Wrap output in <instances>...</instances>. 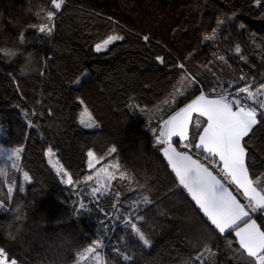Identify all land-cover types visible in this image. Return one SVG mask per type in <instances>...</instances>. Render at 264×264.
<instances>
[{
  "label": "trees",
  "instance_id": "1",
  "mask_svg": "<svg viewBox=\"0 0 264 264\" xmlns=\"http://www.w3.org/2000/svg\"><path fill=\"white\" fill-rule=\"evenodd\" d=\"M48 11L57 13L51 36L38 31ZM113 33L124 40L95 51ZM9 46L21 54L12 64L0 57V143L23 150L7 177L16 183L12 206L23 201L20 218L0 210V247L10 257L19 264H73L99 240L109 264H198L194 257L205 245L215 253L205 254L206 264H252L234 231L215 230L179 185L157 140L168 114L201 89L255 90L264 82V0L259 7L254 0H65L60 9L51 0H0V47ZM28 55L34 63L22 75ZM83 106L98 128L80 123ZM194 134L190 129V139ZM249 143L250 175L264 184V127ZM48 148L78 183L60 180ZM90 149L109 153L100 164L115 160L123 174L95 196L83 180L92 171ZM190 153L212 163L194 146ZM22 170L31 176L26 185ZM6 186L0 183V190ZM145 196L153 203H144ZM0 198L7 205L6 192ZM252 217L264 229V214ZM132 222L150 236L151 247L137 239ZM117 248L133 260L124 261Z\"/></svg>",
  "mask_w": 264,
  "mask_h": 264
},
{
  "label": "snow or ice",
  "instance_id": "2",
  "mask_svg": "<svg viewBox=\"0 0 264 264\" xmlns=\"http://www.w3.org/2000/svg\"><path fill=\"white\" fill-rule=\"evenodd\" d=\"M51 3L55 9H60L65 0H51ZM254 3L259 7L262 5V0H254ZM56 14L55 11L47 12L48 23L38 28L40 33L52 35ZM240 27L244 28L245 26L241 24ZM211 38L205 37V39ZM142 39L147 42L150 37L144 35ZM117 40H124V36H109L102 44L95 45V51L100 52ZM19 41L24 43V32L20 33ZM2 48L0 47V49ZM235 51L240 53L241 49L237 46ZM157 59L161 64L164 63L163 57H157ZM180 67L183 68L184 65L181 64ZM43 74L41 72V75ZM12 79L15 82V77ZM190 79L192 83H196L194 77ZM240 79L243 80L244 77L241 76ZM79 82V80L76 81V83ZM16 86L19 87L18 84ZM241 94L246 95L242 96ZM262 121H264V82L260 83L255 90H251V86H244L232 92L220 87L219 90L213 88L206 94L201 89L200 94L194 96L190 102L168 114L167 118L162 121L157 140L159 144L166 145L163 152L179 185L190 194L198 209L210 221L215 230H218L220 234L229 229L235 232L239 249L252 259V264H264V229L252 218V214L258 211L264 213V184L250 175L248 162L251 146L249 142L255 136L258 126L264 127ZM80 123L84 124L85 121L81 119ZM86 127L98 128L99 124L88 122ZM190 129L195 133L192 139L189 137ZM173 137H178L181 149L187 150H178L174 147ZM192 146L204 154V160L212 163L205 164L199 159H194L190 154ZM22 151L20 148L14 149L6 159L0 155V168H17L16 161L19 160V154ZM47 151L51 155L53 149L48 148ZM110 151L115 153L116 148L112 147ZM87 156L92 157L93 152L88 151ZM91 164L92 162L89 161V166ZM212 164L220 168V174H215ZM115 166L119 167L118 164ZM23 176L26 180L29 179L27 172H24ZM96 176L97 183H100V180L105 176L109 179L112 178L111 174L104 169L98 171ZM7 177L8 171L0 173V183L7 185L0 190L6 192L7 195V205L5 200L0 198V210L11 214L15 208L12 206V200L16 183L13 180L9 185ZM88 179L91 180L92 177L89 176ZM67 182H72L70 176ZM228 184H235L237 189L242 190L241 194L246 199V204H242L233 195ZM97 191H99L98 188H93L92 195L95 196ZM19 192L24 193L25 188L20 186ZM143 199L146 204L153 203L147 196ZM80 208H84L83 203L80 204ZM131 219L130 215V221ZM137 219L142 221L143 216H138ZM131 231L143 246H152V239L141 227L137 226V223H131ZM101 243L99 240L94 241L91 247L85 248L74 259L79 260L85 256V253L96 251ZM229 246H231V242H229ZM115 251L124 261L131 262L133 260V256L121 252L120 249L117 248ZM206 253L215 255L212 248L205 245L203 250L194 257V261L198 264H206L204 259ZM0 264H19V262L16 258L10 257L4 247H0Z\"/></svg>",
  "mask_w": 264,
  "mask_h": 264
},
{
  "label": "rangeland",
  "instance_id": "3",
  "mask_svg": "<svg viewBox=\"0 0 264 264\" xmlns=\"http://www.w3.org/2000/svg\"><path fill=\"white\" fill-rule=\"evenodd\" d=\"M111 35H119V34L113 33ZM107 38H105L104 40H106ZM104 40L99 41L98 43L102 44L104 42ZM110 45L111 44H109L107 46V48ZM94 48H95V46H94ZM106 49H102L101 51H105ZM81 119H83L85 121V123L82 124L85 128H87L86 124L88 122H95L96 123V121L94 120L91 112L89 111V109L86 106H83V108L81 109V111L79 113V121H81ZM93 128H95V127H93ZM93 128H87V129H93ZM0 146H2V147H0V155H2L3 158H5V159H6L7 155L11 151H13L14 149H17L16 147H13L12 145L4 144L2 142L0 143ZM47 150H46V157H47L48 163L52 167V169L55 171V173L58 175L60 180L66 185L67 184H76V183H78V181L75 180L72 177V175L67 171V169L64 167V165L60 162V160L58 159V156L56 155L55 151L53 150L52 154L50 155ZM88 151H92L93 152V156L87 158V168L89 170H92V171L89 174H87L83 180L90 182V184H91L90 185L91 192H93V188H98L99 189V191H97L96 194H95V195H97L98 193H103L105 190H107L108 187L110 186L111 182L114 181L118 177H122L123 174L119 171V167L115 166V165L118 164V162L115 161V160H109V161H107V162H105L103 164H100L101 161H103L109 155V153H106L103 156H98L92 149H90ZM20 154H21V152H20ZM20 154H19V157H20ZM89 161L92 162L91 166H89ZM16 163H17V166H18V161H16ZM10 169H11V167H9L7 169V171H9ZM14 169L17 170L18 167L14 168ZM101 169H104L107 173H110L112 178L109 179L108 177L105 176V177H103L100 180V183H97L96 173L98 171H100ZM24 172H27V171L26 170H22V181H23L24 185H26L28 182L31 181V176L27 172L28 176H29V179L26 180L24 178V176H23ZM69 176L71 177V181H72L71 183L67 182ZM89 176L92 177L91 180L88 179ZM91 246L92 245H90L89 247H91ZM83 250H81V252ZM73 264H109V263L107 262V260L105 258L104 248L101 245L100 247H98L96 249V251H94L92 253H85V256L83 258H81L79 260H76V262L73 263Z\"/></svg>",
  "mask_w": 264,
  "mask_h": 264
},
{
  "label": "clouds",
  "instance_id": "4",
  "mask_svg": "<svg viewBox=\"0 0 264 264\" xmlns=\"http://www.w3.org/2000/svg\"><path fill=\"white\" fill-rule=\"evenodd\" d=\"M20 42V41H19ZM21 43V42H20ZM22 44V43H21ZM21 50L16 47H3L0 49V57L3 58L4 63L12 64L14 63L17 58L20 56ZM34 61L31 58L30 55L25 56L24 63L20 65L19 71L22 75L27 74L29 71V65L33 64ZM32 70H35L34 68ZM6 168H0V173L6 172ZM23 208V201H20L16 204L13 214L17 215L18 218H20V214L22 212Z\"/></svg>",
  "mask_w": 264,
  "mask_h": 264
},
{
  "label": "crops",
  "instance_id": "5",
  "mask_svg": "<svg viewBox=\"0 0 264 264\" xmlns=\"http://www.w3.org/2000/svg\"><path fill=\"white\" fill-rule=\"evenodd\" d=\"M198 95H199V94H198ZM193 98H194V97H193ZM188 102H190V100H189ZM188 102H187V103H188ZM185 104H186V103H185ZM185 104H184V105H185ZM184 105H183V106H184ZM183 106H181V107H183ZM181 107H180V108H181ZM178 109H179V108H178ZM178 109H177V110H178ZM194 118H195V116H194ZM189 136H190V134H189ZM175 139L179 140L178 137H173V138H172V144H173V146L176 147L178 150H182V149H180V148L177 146V144L175 143ZM179 142H180V141H179ZM164 147H166V145H164L163 148H164ZM163 153H164V152H163ZM190 154H191V153H190ZM191 155L193 156L194 159H198V158L195 157L193 154H191ZM166 159H167V157H166ZM202 163H203V162H202ZM215 174H216V173H215ZM227 186L229 187V190L232 191L233 195H235V196L237 197V199H238L242 204H246V203H247V201H246V203L242 202L241 199H240V198L235 194V192L231 189V187H230L229 185H227ZM239 191L242 192V190H240V189H239ZM263 214H264V213H263ZM252 218L255 219V217H252ZM255 220H256V219H255ZM256 222H257V220H256ZM257 224H258V222H257ZM234 233H235V232H234ZM236 238H237V237H236ZM237 240H238V238H237Z\"/></svg>",
  "mask_w": 264,
  "mask_h": 264
}]
</instances>
